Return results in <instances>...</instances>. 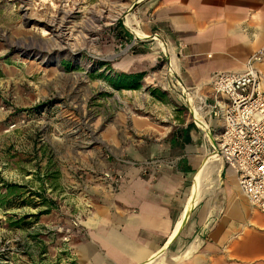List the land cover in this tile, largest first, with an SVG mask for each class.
I'll list each match as a JSON object with an SVG mask.
<instances>
[{
    "label": "rangeland",
    "instance_id": "rangeland-1",
    "mask_svg": "<svg viewBox=\"0 0 264 264\" xmlns=\"http://www.w3.org/2000/svg\"><path fill=\"white\" fill-rule=\"evenodd\" d=\"M147 1L0 0V264H80L115 169L166 163L135 157L153 132L195 122L203 163L220 155L146 30ZM123 71L140 74L132 88L112 83Z\"/></svg>",
    "mask_w": 264,
    "mask_h": 264
},
{
    "label": "crops",
    "instance_id": "crops-1",
    "mask_svg": "<svg viewBox=\"0 0 264 264\" xmlns=\"http://www.w3.org/2000/svg\"><path fill=\"white\" fill-rule=\"evenodd\" d=\"M144 10L146 30L174 50L173 74L187 90L211 97L215 73L244 72L254 57L264 87V0H148ZM211 119L217 134L220 122ZM197 126L147 130L154 135L135 157L166 163L115 169L119 181L95 203L80 264H264V212L250 204L232 169L183 217L210 165V153L204 163L199 153Z\"/></svg>",
    "mask_w": 264,
    "mask_h": 264
},
{
    "label": "built area",
    "instance_id": "built-area-1",
    "mask_svg": "<svg viewBox=\"0 0 264 264\" xmlns=\"http://www.w3.org/2000/svg\"><path fill=\"white\" fill-rule=\"evenodd\" d=\"M251 58L244 72H217L206 116L220 122L216 151L250 204L264 212V87Z\"/></svg>",
    "mask_w": 264,
    "mask_h": 264
},
{
    "label": "bare ground",
    "instance_id": "bare-ground-1",
    "mask_svg": "<svg viewBox=\"0 0 264 264\" xmlns=\"http://www.w3.org/2000/svg\"><path fill=\"white\" fill-rule=\"evenodd\" d=\"M142 34V31H139ZM147 35V34H145ZM155 41L159 47H161L165 52L169 53L170 55L174 56L173 50L169 47L167 48L162 40L159 38V36H155ZM174 66H170V73L173 75L176 86L183 92H185V95L187 97V100L190 101L193 105V113L194 117L197 120V122L201 125V128L205 132L206 136L209 137V125L205 120L206 116V110L208 108V103L206 102V96L200 95L197 93V91L192 92V93H187V89L185 88L184 84L179 80L178 76L173 74ZM176 87V88H177ZM214 138V137H213ZM222 160L221 156L218 155V158L216 161H213L210 165H208L200 174L196 184L192 187V195L189 198L187 209L183 214V217L192 209V207L198 202V199L201 197V194L204 192L209 191L213 186V181L209 182V179L211 176H213L215 173L216 175V180L218 176L220 175V172L222 170Z\"/></svg>",
    "mask_w": 264,
    "mask_h": 264
},
{
    "label": "trees",
    "instance_id": "trees-1",
    "mask_svg": "<svg viewBox=\"0 0 264 264\" xmlns=\"http://www.w3.org/2000/svg\"><path fill=\"white\" fill-rule=\"evenodd\" d=\"M127 35H130L129 32H127ZM139 78V74H126L121 73L116 76L115 82H112L115 87L118 88H132L131 83L137 80ZM189 127H193V124H190ZM20 188V187H19ZM16 191H19L18 188ZM19 193V192H17ZM5 198V197H4Z\"/></svg>",
    "mask_w": 264,
    "mask_h": 264
}]
</instances>
